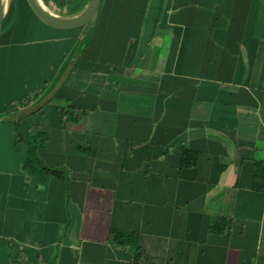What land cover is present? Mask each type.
I'll return each instance as SVG.
<instances>
[{"label": "crops", "instance_id": "1", "mask_svg": "<svg viewBox=\"0 0 264 264\" xmlns=\"http://www.w3.org/2000/svg\"><path fill=\"white\" fill-rule=\"evenodd\" d=\"M41 1L66 18L90 2ZM24 3L38 24L8 23L11 3L0 38V264H264V0H103L88 32ZM80 42L60 103L19 121L68 181L31 176L12 117ZM112 231L138 235L139 257Z\"/></svg>", "mask_w": 264, "mask_h": 264}, {"label": "water", "instance_id": "2", "mask_svg": "<svg viewBox=\"0 0 264 264\" xmlns=\"http://www.w3.org/2000/svg\"><path fill=\"white\" fill-rule=\"evenodd\" d=\"M26 2L29 5L32 12L34 13V15L43 24L53 29L70 31V30L81 29L88 26L97 16L103 0H90L89 4L85 7V9L80 14H78L73 18H66L53 14L46 7L42 6L39 0H26ZM10 5H11V0H9V5L5 9L4 0H0V38L3 30V22L9 11ZM77 61H78V52L74 55V57L69 62V64H67L61 77L59 78L56 85L52 88V90L36 104L19 110L14 116L15 119L14 122L19 123L21 118L25 116H30L38 112L49 102H51L55 98V96L59 93V91L64 86L66 81L68 80L73 69L75 68ZM7 118H8L7 116L0 117V122L4 121Z\"/></svg>", "mask_w": 264, "mask_h": 264}, {"label": "trees", "instance_id": "3", "mask_svg": "<svg viewBox=\"0 0 264 264\" xmlns=\"http://www.w3.org/2000/svg\"><path fill=\"white\" fill-rule=\"evenodd\" d=\"M68 63L69 61L67 62V64ZM66 66L64 67V69L66 68ZM70 112L71 110L67 111L68 114H70ZM14 126L17 129L18 140L21 142H25L28 147L27 158L23 166V171L31 176H42V177L47 176L54 179H62L67 182L68 181L67 170L63 168H50L46 166L37 153L39 146L33 145V143L29 138L26 139L24 137L20 129L19 123L14 124ZM46 138L47 135L42 133H39L35 137H33V139L35 140L41 139L43 141H46ZM198 160H199V153L191 151L186 147L182 148L181 161H180L181 168L183 169L193 168L197 165ZM254 178L261 182H264V163L257 162L255 164ZM221 224H224V220L221 219L214 220L210 228V232L214 234L222 233ZM111 235L113 236L114 242L117 245L122 247L134 248L136 253V258L139 257V253L141 249L138 245V241H139L138 235L132 233L119 232V231H112Z\"/></svg>", "mask_w": 264, "mask_h": 264}, {"label": "rangeland", "instance_id": "4", "mask_svg": "<svg viewBox=\"0 0 264 264\" xmlns=\"http://www.w3.org/2000/svg\"><path fill=\"white\" fill-rule=\"evenodd\" d=\"M79 0H74V2L75 3H77ZM82 1V0H81ZM11 3H13V13H11V15H10V21H8V23H12L13 22V20L15 21V19L18 17V16H23V18L25 19V20H32L33 22H36L35 21V18L33 17V15H32V13H31V11L29 10V8L27 7V5H25V3H24V0H11ZM45 6H46V8L47 9H51V5H46V4H44ZM10 7H11V5H10ZM12 12V11H11ZM99 17H101V8H100V10H99V12H98V14H97V16L95 17V19L91 22V25L87 28V32L88 31H91V29H92V26L98 21V19H99ZM7 22V21H6ZM36 24H38L37 22H36ZM82 30H84V29H82ZM60 32V31H59ZM93 33H94V31H93ZM91 37H92V34L89 32L88 34H87V36H86V38H85V41H84V44H83V46L84 45H88L89 44V41H90V39H91ZM81 45V42H80V44L79 45H77L76 46V48H75V50H74V52H73V55H72V57L69 59V60H72V58L74 57V55L78 52L79 53V46ZM70 62V61H69ZM69 64V63H68ZM61 75L62 74H60V76L57 78V80L54 82V84H53V86H51V87H49V92L52 90V88L56 85V83L58 82V80H59V78L61 77ZM51 84H49V86H50ZM51 88V89H50ZM48 92V93H49ZM47 93V94H48ZM47 94H45V96L47 95ZM29 95H32V94H29ZM59 95V94H58ZM56 96L51 102H49L45 107L46 108H48L50 105L52 106V105H57V104H59L60 103V101H59V96ZM44 96V97H45ZM43 97V98H44ZM31 116H34V115H31ZM31 116H25V117H23L22 119H21V121L22 120H25L26 118H29V117H31ZM3 117H6V116H3ZM13 118V121L15 120L14 119V117H12ZM15 124H16V122H15ZM19 126H21V123L19 122ZM15 127V126H14ZM20 129H21V131H22V128L20 127ZM15 132H16V135H18L17 134V129H16V127H15ZM44 134V133H43ZM17 139H18V137H17ZM30 140H31V142L33 143V145H38V146H41V145H43L44 143H45V141H43V140H41V139H39V140H35V139H33V137H30L29 138ZM33 139V140H32ZM19 141V140H18Z\"/></svg>", "mask_w": 264, "mask_h": 264}, {"label": "bare ground", "instance_id": "5", "mask_svg": "<svg viewBox=\"0 0 264 264\" xmlns=\"http://www.w3.org/2000/svg\"><path fill=\"white\" fill-rule=\"evenodd\" d=\"M39 2H40V4H41L42 6L46 7V6L44 5V3H43L41 0H39ZM8 5H9V0H4V8H5V9L8 7Z\"/></svg>", "mask_w": 264, "mask_h": 264}]
</instances>
